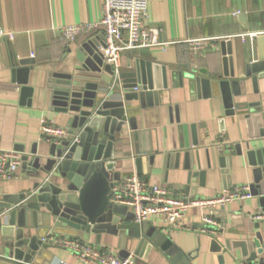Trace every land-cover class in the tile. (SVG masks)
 Returning <instances> with one entry per match:
<instances>
[{
	"label": "crops",
	"instance_id": "1",
	"mask_svg": "<svg viewBox=\"0 0 264 264\" xmlns=\"http://www.w3.org/2000/svg\"><path fill=\"white\" fill-rule=\"evenodd\" d=\"M103 4L104 0H0V31L6 33L0 34V83L9 84L12 70L26 67L30 68L28 84L34 88L31 95L23 97L19 88L0 87L1 148L22 150L31 156L33 145L38 143L41 153L47 143L41 138V120L45 118L67 127L69 114L53 110L47 95L48 86L54 80V73L87 74L76 69L81 63L77 48L90 37H102L103 29L97 28L68 43L61 39L60 27L101 20ZM148 5L146 24L159 28L162 40L177 42L122 52V73L135 71L139 60H150L166 66L169 84L160 94L158 105L142 107L138 99L126 102V108H132L127 114L133 129L125 126L131 137L124 150L130 151L132 156L120 168L122 179L136 173L149 184L171 188L179 196H211L225 188L251 183V167L242 158L237 157L243 170H238L235 161H227L226 178L219 161L224 145L231 148L232 153L235 144H245L246 118L228 116L222 98L204 97L201 89L198 91L189 84L186 72L221 74L223 78L239 80V76L245 74L246 64L258 59L259 38L264 35V0H149ZM204 36L217 37L216 46L193 55L185 40ZM28 59L31 61L23 65L22 61ZM239 86L247 94L235 97L236 101L253 102L264 94L261 81L259 93H254V84L249 78ZM114 92L120 96L124 91L116 83L111 93ZM133 131H138L137 137ZM135 147L145 151L136 152ZM186 150L193 153L190 167L186 165ZM137 157L141 158L139 167L135 162ZM40 178L33 170L21 166L12 179L0 180V201L7 194L31 192ZM261 210L264 206L254 195L227 203L214 212L219 221L215 232L204 230L197 208L188 210L173 226L153 216L144 223L147 228L152 225L161 228L174 244L192 253L197 264H260L261 261L264 264V252L250 261L236 244L258 237V233L262 234L264 244V219L253 217ZM9 220L10 217L3 218L4 222ZM81 239L118 255L123 246L119 235L107 232H91L88 239ZM2 246L0 227V253ZM126 248L134 252L133 248ZM51 249L52 264H84L67 248L53 246ZM140 258L135 264H168L166 255L157 250L146 259Z\"/></svg>",
	"mask_w": 264,
	"mask_h": 264
},
{
	"label": "water",
	"instance_id": "2",
	"mask_svg": "<svg viewBox=\"0 0 264 264\" xmlns=\"http://www.w3.org/2000/svg\"><path fill=\"white\" fill-rule=\"evenodd\" d=\"M259 40L258 59L246 64L245 74L239 76V80L223 78L221 74L186 72V75L189 84L198 91L201 89L204 97H221L228 116L246 118L245 144H235L232 153L231 148L224 145L219 161L224 178L229 172L227 161H235L238 170H243V166L237 157L249 164L250 191L264 206V94L253 102L235 98L247 94L238 85L248 78L254 84V93L260 92V81L264 84V35ZM104 44L103 38L98 36L78 46L76 54L81 63L76 69L87 74L58 72L53 75L47 95L53 110L69 114L67 134L58 140H46L41 153L37 143L33 145L31 156L23 154L22 166L41 178L34 183L31 192L7 194L0 201L3 233L0 264H22L20 261L52 264L54 245L44 242L43 237L53 234L88 239L91 232L119 235L123 243L120 256L131 254L126 248L129 246L134 250L136 262L157 250L166 255L168 264H197L194 255L174 244L161 228L154 225L147 228L144 222L135 221L133 211L113 199L114 188L122 179L120 168L132 156L130 151L124 150L131 137L125 126L133 129L127 114L132 108L127 109L126 102L138 99L142 107L158 105L160 94L169 84L166 66L150 60H139L135 71L120 72L115 79L112 65L104 61L100 48ZM30 61L23 60L22 64ZM29 69L15 68L11 82L0 83V87L19 88L23 97L31 95L34 88L28 84ZM113 83L123 89L120 96L108 89ZM137 132L133 131L135 137ZM135 150L145 151L137 147ZM179 155L177 152L176 156ZM192 155L191 150H186L189 167ZM135 162L139 167L141 158H135ZM4 217L10 220L4 222ZM258 237L236 243L250 261L264 252L262 234L258 233Z\"/></svg>",
	"mask_w": 264,
	"mask_h": 264
},
{
	"label": "built area",
	"instance_id": "3",
	"mask_svg": "<svg viewBox=\"0 0 264 264\" xmlns=\"http://www.w3.org/2000/svg\"><path fill=\"white\" fill-rule=\"evenodd\" d=\"M149 0H104V14L101 20L85 23H71L60 27V37L70 43L82 34H90L97 28L103 29L105 44L101 45L104 60L113 67L115 79L121 72L122 52L137 47L165 46L177 41H164L160 38V29L146 24ZM235 11L234 13H238ZM0 34H6L0 31ZM8 35L13 36L12 32ZM217 37L204 36L189 38L185 41L193 55L206 52L214 47ZM114 88V83L110 89ZM137 89V87L135 88ZM62 126L41 120V138L58 140L66 136ZM23 152L14 148L0 147V180H9L16 176L23 163ZM114 200L127 205L134 213V220L144 222L149 217H159L168 226L176 225L192 208L201 212L204 230L215 232L219 221L214 212L227 203L252 196L249 185L225 188L211 196H179L168 187L149 184L136 173L129 174L115 186ZM256 219H264V210L253 214ZM43 241L54 246L67 248L84 264H135L136 257L131 253L126 257L110 249H103L89 241L75 236L48 234ZM33 264V263H26ZM242 264H251L243 262Z\"/></svg>",
	"mask_w": 264,
	"mask_h": 264
}]
</instances>
